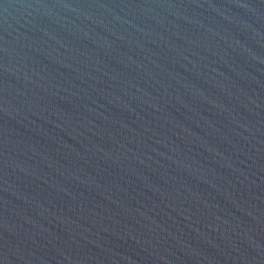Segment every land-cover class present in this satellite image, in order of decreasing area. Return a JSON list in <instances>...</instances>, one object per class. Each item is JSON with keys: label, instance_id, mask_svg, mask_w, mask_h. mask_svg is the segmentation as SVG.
<instances>
[{"label": "water", "instance_id": "95a60500", "mask_svg": "<svg viewBox=\"0 0 264 264\" xmlns=\"http://www.w3.org/2000/svg\"><path fill=\"white\" fill-rule=\"evenodd\" d=\"M0 264H264V0H0Z\"/></svg>", "mask_w": 264, "mask_h": 264}]
</instances>
